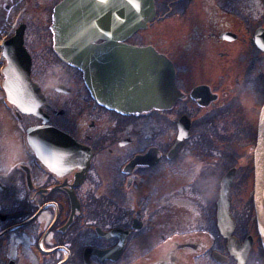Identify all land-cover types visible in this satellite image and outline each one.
<instances>
[{
    "label": "flooded vegetation",
    "instance_id": "af4514ba",
    "mask_svg": "<svg viewBox=\"0 0 264 264\" xmlns=\"http://www.w3.org/2000/svg\"><path fill=\"white\" fill-rule=\"evenodd\" d=\"M60 1L0 0V264H264V0H153L104 57L149 47L171 62L179 96L140 113L97 103L64 60ZM231 173L235 225L221 231Z\"/></svg>",
    "mask_w": 264,
    "mask_h": 264
},
{
    "label": "water",
    "instance_id": "95a60500",
    "mask_svg": "<svg viewBox=\"0 0 264 264\" xmlns=\"http://www.w3.org/2000/svg\"><path fill=\"white\" fill-rule=\"evenodd\" d=\"M71 7L76 9L70 15ZM154 13L153 0H61L54 8L53 30L64 60L82 71L93 98L109 109L140 113L171 105L179 96L171 62L153 48H126L125 55L104 58L121 45L118 39L145 27ZM103 30L102 37L109 42L92 43ZM232 176L227 179L229 185ZM254 177L255 215L264 235V107L254 150ZM229 185L221 188L218 200L220 229L229 223L234 226L228 212Z\"/></svg>",
    "mask_w": 264,
    "mask_h": 264
},
{
    "label": "bare ground",
    "instance_id": "6f19581e",
    "mask_svg": "<svg viewBox=\"0 0 264 264\" xmlns=\"http://www.w3.org/2000/svg\"><path fill=\"white\" fill-rule=\"evenodd\" d=\"M263 207H264V186H263Z\"/></svg>",
    "mask_w": 264,
    "mask_h": 264
}]
</instances>
